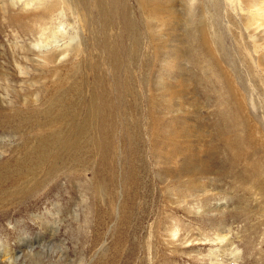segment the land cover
<instances>
[{"label": "rangeland", "instance_id": "1", "mask_svg": "<svg viewBox=\"0 0 264 264\" xmlns=\"http://www.w3.org/2000/svg\"><path fill=\"white\" fill-rule=\"evenodd\" d=\"M12 1L0 5V89L18 79L21 65L55 70L41 79L49 90L73 63L66 78L78 100L97 99L104 87L120 105L101 162L88 154L83 169L58 172L23 202L2 207L0 242L8 252L0 250V259L210 264L212 239L224 237V248L238 251L237 264H264V29L249 23L250 11L236 9L234 0H174L146 12L137 0H106L117 14L104 21L96 0H70L73 12L58 41L66 54L45 68L34 59L42 57L16 50L34 19L9 25L20 10ZM125 5L134 33L123 30ZM201 30L214 53L201 47ZM74 44L79 50L70 54ZM116 81L125 83L119 94ZM32 133L0 127V162L24 150ZM48 211L57 212L54 236L44 222Z\"/></svg>", "mask_w": 264, "mask_h": 264}, {"label": "bare ground", "instance_id": "2", "mask_svg": "<svg viewBox=\"0 0 264 264\" xmlns=\"http://www.w3.org/2000/svg\"><path fill=\"white\" fill-rule=\"evenodd\" d=\"M69 1L14 0L9 2V5L20 6V10L12 13L8 18L9 25L18 27V24L24 19L28 17L34 19L33 23L26 24L28 39L23 41L19 39L22 45L19 44L20 46L16 50L23 52L25 57H29L31 54L42 57L41 60L34 59L35 62L44 64L45 68L51 64L55 57L63 55L66 52V43L59 44V42L60 38L64 36L63 29L69 24V14L73 12L72 2ZM108 1L111 2V0ZM216 1L211 0L210 2L216 3ZM0 2H2L0 5L6 4V0H0ZM137 2L140 10L143 9L146 12L148 5L156 6L162 5V3L172 5L174 0H137ZM231 4L238 10H249L250 15L248 14L247 18L250 22H246L260 25L264 29V0H234L231 1ZM94 7L104 21L117 14L115 5L109 6L106 0H96ZM124 7L121 13L123 30L126 33H134L133 20L126 12L128 11L127 5ZM203 26L201 27L203 28ZM199 32L201 47L205 46L208 49V54L214 53L207 34L202 30ZM51 45L54 46L48 50V46ZM78 48L76 44L68 47L70 54H77ZM117 51L114 47L108 50L110 57L114 60V65L119 61ZM34 59L29 58L31 63ZM73 67L74 65L71 63L65 75H56V78L50 82L49 90L44 89L46 78L52 73L56 74L55 70L50 71L49 67L45 71L37 72L23 71L24 68L20 65L19 71L15 73L18 79L15 82L13 80L9 83L6 82L7 84H4L3 88L1 86V89L4 90L0 89L2 91L0 93V127L17 130L29 128L34 133L31 137L26 138L24 150H21L10 161L0 162V210L4 206L7 208L18 205L23 197L42 189L46 182L58 172L74 167L83 169L88 162L85 159L88 154L96 155L98 162L106 154L110 140L114 135L113 120L118 113L119 99L112 100L103 87L97 99L78 100L75 96L78 89L75 82L70 83L66 78L67 74L70 76L73 74ZM42 78L45 80L43 85ZM16 87L19 89L16 90ZM115 87L119 94V89L124 88L125 83L123 85L116 81ZM32 94L41 97L35 101ZM10 95L15 98L14 101ZM31 96L33 97L31 98ZM17 101L20 103H15ZM69 171L71 170L69 169ZM55 211H48L49 219L44 220L50 230L47 231L49 236H54L58 230L57 212ZM212 240L216 242V247L209 252L210 264L238 263V251L233 246L224 248L227 242L224 237H221V241H216L215 238ZM0 250L3 256L8 252L2 242H0ZM15 260L2 257L0 264H4V262L13 264Z\"/></svg>", "mask_w": 264, "mask_h": 264}]
</instances>
